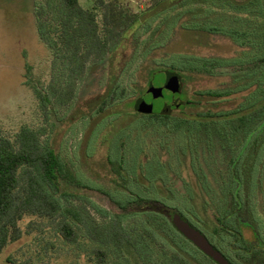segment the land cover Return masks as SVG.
Returning <instances> with one entry per match:
<instances>
[{"label": "trees", "instance_id": "16d2710c", "mask_svg": "<svg viewBox=\"0 0 264 264\" xmlns=\"http://www.w3.org/2000/svg\"><path fill=\"white\" fill-rule=\"evenodd\" d=\"M91 2L83 6L81 0L33 1L49 73L45 81L34 78L26 64L24 83L34 92L40 121L24 123L12 133L0 131V256L21 238L20 222L35 216L57 217V231L68 243L77 242L82 231L96 243L98 264H106L114 249L135 253L137 264L138 259L142 264H215L154 207L162 204L182 214L186 210L195 218L203 216L205 224L213 208L264 210V0H156L142 12L144 20L121 0ZM162 3L167 5L159 7ZM176 29L221 35L239 50L232 55L169 52L152 58ZM132 43L129 56L118 54V75L111 82L106 79L109 84L96 109L81 108V133L91 129L85 156L106 143L112 177L109 185H100L85 174V160L77 151L64 153L48 133L80 113L75 104L94 69ZM147 59L153 63L146 72L149 87L162 80L164 71H175L181 78L207 75L226 80L180 98L175 107L165 103L143 114L131 98L140 95L135 81L122 83L121 77L127 69H138L135 62ZM160 86L166 89L164 83ZM61 109H66L63 116L58 114ZM119 112L127 114V122H120ZM220 162L231 163V173L230 178L217 175L221 194L214 200L213 172ZM186 168L198 191L186 179ZM238 169L246 172L244 184L235 179L242 177L233 173ZM91 191L105 194L115 207L100 204ZM72 198L84 201L64 204ZM247 217L262 218L250 212ZM258 223L264 225V219Z\"/></svg>", "mask_w": 264, "mask_h": 264}, {"label": "rangeland", "instance_id": "374dc122", "mask_svg": "<svg viewBox=\"0 0 264 264\" xmlns=\"http://www.w3.org/2000/svg\"><path fill=\"white\" fill-rule=\"evenodd\" d=\"M34 0H0V131L14 132L17 127L24 123L39 122V108L33 90L24 83L26 74V64L31 67V73L34 78L45 81L49 73V54L45 45L40 41L33 17ZM130 10L138 11L140 18L144 20L146 14L142 13L146 6H149L156 0H121ZM176 0H165L173 2ZM83 6H90L91 0H81ZM162 3L159 7H165ZM164 15V14H163ZM138 26L136 22L125 34L127 36L131 30ZM131 47H121L111 54L106 63L94 69L91 79L85 85V93L78 95V101L75 109L79 114H74L66 124L57 127L49 132L54 145L68 154V149L77 151L85 160L87 171L85 172L92 181L100 185H109L111 178L108 164L106 161V146L97 145L94 154L86 157L87 144L90 138L91 129L81 133L83 121L81 117V108L96 109L98 98L104 95L107 83L111 82L115 75H118L117 64L120 60L119 53L130 54ZM239 48L228 38L221 35L208 34L201 31H187L176 29L171 41L161 49L152 53V58H160L163 53L184 52L199 55H232ZM119 62V61H118ZM138 69H127L121 77V82L135 81L138 87L137 92L145 93L148 100L154 108H161L163 99H153L157 96V89L162 82H158L154 89L147 91L149 85H146L147 68L153 63L151 59L142 62H135ZM149 76V74H148ZM184 87L182 97L187 99L194 92L199 90L211 89L219 86L226 78L212 77L207 75L187 76L183 75ZM146 89V90H145ZM132 92V91H130ZM139 92V93H140ZM166 93L171 94L170 91ZM138 94V93H137ZM136 94V95H137ZM135 94L131 97L134 98ZM74 109V110H75ZM113 110V109H111ZM109 110V111H111ZM66 109L59 111V116H63ZM120 122H127L129 117L125 113H120ZM68 118V117H67ZM100 119V118H99ZM96 118L95 122L100 121ZM95 125V124H94ZM92 125L91 127H93ZM184 175L187 180L194 179L190 172L184 169ZM91 198L102 205L113 208L112 204L97 191H91ZM84 200L72 198L65 200L64 204L79 205ZM91 207V206H90ZM91 212L98 218L99 215L94 209ZM210 213H208V217ZM204 218V217H202ZM205 219V218H204ZM58 218H39L35 216H26L21 222L20 227L22 236L15 242L6 246L0 256V264H98L94 254L96 243L89 240L87 236L80 231L77 242L68 243L58 233L56 223ZM137 255L127 250H110L106 264H137ZM138 264H142L138 259Z\"/></svg>", "mask_w": 264, "mask_h": 264}, {"label": "flooded vegetation", "instance_id": "af4514ba", "mask_svg": "<svg viewBox=\"0 0 264 264\" xmlns=\"http://www.w3.org/2000/svg\"><path fill=\"white\" fill-rule=\"evenodd\" d=\"M181 82H182V87H181V91H180V98L183 100L182 91H183V87H184V83H185L183 78H181ZM161 85H163V83ZM160 88H162V86H160ZM148 89L149 88H147V91H148ZM167 91H170V89L162 88V94L157 95L156 98H153V99H161L162 98L164 100L163 104H165V103L170 104L172 102V98H171L172 92L170 91L171 94H168V93H166ZM145 93H147V92H145ZM145 93L140 92L139 93L140 95L138 97L135 96L136 98H133V100H134V104L137 105L139 112H141L143 114H150L152 112H144L138 106V103L140 101L143 102L144 104H147V105H149V102H152V100L150 101L146 98ZM164 93H166V97H164V95H165ZM167 95L170 97V99L166 101V98L167 99L169 98V97H167ZM142 98H144V101L141 100ZM101 145L106 146V143L102 142ZM106 161H107V159H106ZM235 164L238 165L239 163L237 162V163H234V165ZM244 164L246 165V162H244ZM218 165H220L221 169L216 168L215 171L213 172V178H214L213 183L216 186L214 189L215 191L213 193L214 194L213 195L214 200L219 197V194H221L220 188L218 187L219 185H218L217 179H216L217 175L220 176V174H221V175H224L225 178L227 176L229 177L231 171L228 170L227 166H230L232 164L229 162H225V163L220 162V163H218ZM224 165H226V167H225L226 169L224 168ZM186 170H188L190 172V170L188 168H186ZM109 172H110V170H109ZM233 173L234 174L241 173L242 177L236 176L235 179L238 182V184H240V183L244 184L245 178H246V177H244V175L246 172L242 169H238L235 172L233 171ZM190 174H191V172H190ZM253 174H256V176L258 177V174H260V173H257L256 171L255 172L252 171L251 175H253ZM110 175H111V173H110ZM110 177H112V175ZM192 177L194 179L193 182H194V187H195V185H196L195 184V177L193 175H192ZM252 178H254V177H252ZM110 182H111V178L109 179V184H110ZM190 182L192 183V181H190ZM195 190L198 191V189L196 187H195ZM100 194L102 196H104L109 203H111L110 199L105 194H103V193H100ZM234 195H235V198L238 201H240L239 195L237 193H235ZM227 197L229 200L232 199L233 194L231 193V189L227 191ZM112 206H113V208L115 207L113 204H112ZM106 207H108V206H106ZM108 208H110V207H108ZM154 209L155 210H162L167 215V217L171 220L172 223H173V221H172L173 214L178 213L192 227L199 230L208 239V241L211 243V245L223 255V257L228 261L229 264H264V225H260L258 223L262 219H264L263 218L264 217V210H261V209H255V210L254 209L253 210L229 209V210H225V211H223V210L220 211L217 208H213L209 212L210 216L208 218V224H205L204 218L203 219L202 218H195L194 215H192L189 211H186V210H185V214H182L179 211L173 210L172 208H168L162 204H157V206L154 207ZM249 212L253 213V214L261 215L262 218L259 217L260 219L254 218L251 220L247 217V214ZM220 213H225V214L222 217L220 215ZM253 222H255V223H253ZM212 260L215 264H219L214 259H212Z\"/></svg>", "mask_w": 264, "mask_h": 264}, {"label": "water", "instance_id": "95a60500", "mask_svg": "<svg viewBox=\"0 0 264 264\" xmlns=\"http://www.w3.org/2000/svg\"><path fill=\"white\" fill-rule=\"evenodd\" d=\"M164 78V85L172 92V102L169 104V107H175L181 103V76L175 71H164ZM153 89L154 87H149L148 92L152 91ZM155 89H157V95L162 94V88ZM141 100L144 101V98H142ZM138 106L144 112H152L154 110L152 104L147 105L141 101L138 103ZM172 221L175 227L186 238L192 241L193 244L197 246L203 253L210 256L219 264H229L228 261L223 257V255L211 245L208 239L199 230L195 229L187 221H185L178 213L173 214Z\"/></svg>", "mask_w": 264, "mask_h": 264}]
</instances>
